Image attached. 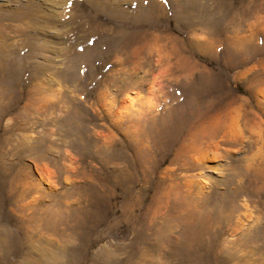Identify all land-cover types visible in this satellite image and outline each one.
Segmentation results:
<instances>
[{"label": "rangeland", "instance_id": "obj_1", "mask_svg": "<svg viewBox=\"0 0 264 264\" xmlns=\"http://www.w3.org/2000/svg\"><path fill=\"white\" fill-rule=\"evenodd\" d=\"M0 264H264V0H0Z\"/></svg>", "mask_w": 264, "mask_h": 264}]
</instances>
